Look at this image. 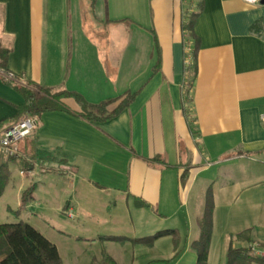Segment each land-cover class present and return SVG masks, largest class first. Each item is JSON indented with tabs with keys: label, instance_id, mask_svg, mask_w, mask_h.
<instances>
[{
	"label": "crops",
	"instance_id": "crops-1",
	"mask_svg": "<svg viewBox=\"0 0 264 264\" xmlns=\"http://www.w3.org/2000/svg\"><path fill=\"white\" fill-rule=\"evenodd\" d=\"M85 1L0 0V65L20 84L79 93L94 105L136 94L104 122L59 111L38 118L10 164L11 173L17 166L31 178L25 211L36 201L34 179L72 178L61 211L80 232L94 235L84 224L104 196L102 227L129 229L136 239L177 230V250L171 237L155 243L170 240L172 264H195L209 190L213 225L223 201L253 189L261 191L246 196L250 215L264 218L263 0ZM64 103L81 110L74 99ZM24 104L0 71V135L23 117ZM81 237L114 242L113 234ZM231 238L229 247L263 264L249 248H264V233L251 228Z\"/></svg>",
	"mask_w": 264,
	"mask_h": 264
},
{
	"label": "rangeland",
	"instance_id": "rangeland-1",
	"mask_svg": "<svg viewBox=\"0 0 264 264\" xmlns=\"http://www.w3.org/2000/svg\"><path fill=\"white\" fill-rule=\"evenodd\" d=\"M81 1L82 5L86 3L85 0ZM91 23L94 25L95 21L91 20ZM12 168V184L9 185L5 195L0 199V225L19 222L28 223L57 247L62 257V264H92L94 259L100 260L102 258L104 251L116 262L118 260L120 264H172L175 262V257H169L170 240H166L167 244L162 242L160 245L156 244L155 241L153 245L145 246L134 243V240H136L135 235L129 229L121 228L120 231H116L109 227H102L101 220L106 215L102 206L104 196L97 197L98 202L102 201V203L96 202V205L92 208L93 214L97 217L92 218V221L86 223V225L84 224L88 228H95L94 235L80 232L82 226L79 227L76 220L67 219L61 211L65 204L64 200H68L66 196L69 195L67 192L71 190L72 178H58L54 175L41 182L34 179L33 187L35 191L33 195L36 201L21 215L17 214L20 194L30 187L31 178L20 176V167ZM63 169L66 172L65 168ZM13 186L15 187L13 188ZM65 190L67 191L65 192ZM260 191L261 189L249 190V192L241 195L238 200L236 196L231 197L223 201L222 205L218 207L207 264H228L227 251L232 235L251 228L256 233H264V218L256 219V217L251 216L246 200L248 195H257L260 194ZM118 208L120 209L119 212L124 215V207L120 206ZM127 217L129 218V215ZM128 221L130 222V220ZM247 226L252 227L247 229ZM83 234L93 238L99 235L113 234V237H117L118 240L111 243L105 242L104 244L100 241L96 243L78 242L77 236L82 235L81 238H85ZM117 234L126 237L115 236ZM167 261L168 263H166Z\"/></svg>",
	"mask_w": 264,
	"mask_h": 264
},
{
	"label": "trees",
	"instance_id": "trees-1",
	"mask_svg": "<svg viewBox=\"0 0 264 264\" xmlns=\"http://www.w3.org/2000/svg\"><path fill=\"white\" fill-rule=\"evenodd\" d=\"M194 17L189 20L184 29L192 31ZM3 53L1 57L3 58ZM3 62V61H2ZM0 65V70L6 71L4 66ZM194 65V64H193ZM194 68V67H193ZM24 98L25 104L22 109L23 117L26 115L36 117L37 119L46 112H65L84 119L88 122H104L117 116L124 110L135 98V93H126L117 98L104 101L94 105L88 103L82 95L69 91H53L36 84L32 87L23 86L19 82L11 84ZM66 99H74L80 106V112L70 110L64 103ZM19 155L13 158L0 156V199L9 186L12 173L10 164L17 159ZM33 189L30 188L22 195L21 205L16 212L23 213L31 201ZM140 207H147L145 203L137 201ZM214 200L212 191L209 190L206 195L205 208L203 216L199 221L200 236L193 242L192 247L196 251L197 261L195 264H207L209 257V248L213 232ZM171 237L174 241L175 249L178 248V231L164 230L156 234L134 240L136 244L151 246L155 241L161 238ZM112 241L118 240L117 237L108 238ZM254 259L247 250L233 249L230 245L228 249V264H252ZM168 263V261L166 262ZM0 264H62L57 247L47 240L38 230L25 222L16 224L0 225ZM92 264H117L114 259L105 251L100 260L94 259Z\"/></svg>",
	"mask_w": 264,
	"mask_h": 264
},
{
	"label": "built area",
	"instance_id": "built-area-1",
	"mask_svg": "<svg viewBox=\"0 0 264 264\" xmlns=\"http://www.w3.org/2000/svg\"><path fill=\"white\" fill-rule=\"evenodd\" d=\"M250 3H259L261 0H247ZM190 49H188L187 54L189 55ZM187 61L190 63V58L187 56ZM1 71L2 78L9 84H14L19 82V78L11 72ZM260 121L264 129V113L260 116ZM38 119L26 115L19 122L8 127L0 135V156L13 158L19 155V144L30 137L33 132L38 127ZM21 175H25V172H21ZM69 216L72 217V214L69 213ZM250 253L252 256L257 257L263 261L264 264V248H262L258 243H253L250 248Z\"/></svg>",
	"mask_w": 264,
	"mask_h": 264
},
{
	"label": "water",
	"instance_id": "water-1",
	"mask_svg": "<svg viewBox=\"0 0 264 264\" xmlns=\"http://www.w3.org/2000/svg\"><path fill=\"white\" fill-rule=\"evenodd\" d=\"M262 3H264V0L262 1Z\"/></svg>",
	"mask_w": 264,
	"mask_h": 264
}]
</instances>
